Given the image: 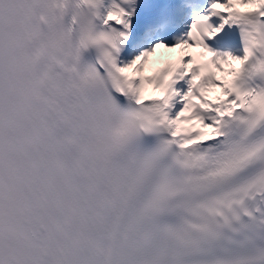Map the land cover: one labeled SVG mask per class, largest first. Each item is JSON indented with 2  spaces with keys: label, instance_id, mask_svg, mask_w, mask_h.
<instances>
[{
  "label": "snow or ice",
  "instance_id": "obj_1",
  "mask_svg": "<svg viewBox=\"0 0 264 264\" xmlns=\"http://www.w3.org/2000/svg\"><path fill=\"white\" fill-rule=\"evenodd\" d=\"M0 264H264V0H0Z\"/></svg>",
  "mask_w": 264,
  "mask_h": 264
}]
</instances>
